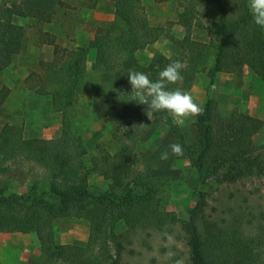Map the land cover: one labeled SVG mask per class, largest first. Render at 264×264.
<instances>
[{
    "label": "trees",
    "instance_id": "1",
    "mask_svg": "<svg viewBox=\"0 0 264 264\" xmlns=\"http://www.w3.org/2000/svg\"><path fill=\"white\" fill-rule=\"evenodd\" d=\"M113 1L115 19L100 26L93 39L76 48L60 50L61 45L54 36L44 32V39L54 43L55 57L42 62L45 77L36 80L39 83L36 92L51 95L53 110L62 116L60 137L27 138L22 126L11 123H5L0 130V232H35L45 257L43 264H122L118 255L125 243L123 240L137 237L140 230L159 225L161 221L175 219L174 213L162 205L159 193L163 188L169 189L176 177L151 175L150 171L162 163L160 156L165 148L162 145L155 150H141L140 142L150 122L143 105L129 100L132 95L118 92L116 109L109 115L118 151L110 153L103 149L91 159L90 166L84 161L87 150L80 141L76 144L75 139L79 138L71 132L69 115L78 87L90 72L87 58L93 49L96 51L93 71L101 72L135 59L138 51L160 38L175 42L180 52L174 58L161 55L148 64L134 62L132 69L148 74L155 81L169 63L180 60L186 65L181 71L183 79L168 87H179L188 93L198 74L206 71L208 95L202 114L194 123L198 140L187 143L182 128L173 124L166 112H161L164 122L180 140L183 155L196 169L198 183L216 182L220 186L264 177V150L255 141L264 121L240 110H220L217 101L209 96L211 85L223 72L241 75L249 67L264 80V28L253 22L248 0H178L181 9L177 22L185 27L182 38L163 26L153 25L141 0ZM211 5L218 7L216 34L208 42L197 40L192 35L193 28L206 27L204 19ZM18 16L51 20L50 12L40 8L26 10L18 0H3L0 3L1 69L9 65L10 51L25 43V27L14 21ZM7 92L5 88L0 102ZM24 155L47 167L49 180L45 184L34 183L26 192H14L10 189V177H1L9 173L8 162ZM140 165L144 169L140 170ZM93 172L110 181L107 190L88 187V177ZM207 197V191H198L189 219L182 220L187 232V264H264L263 212L245 218L250 227L258 225L261 218L263 224L260 223L257 235H248V227L240 229L239 219L231 224H236L233 228L213 219L208 229H204L200 215L208 205ZM66 216L82 217L90 222L89 238L84 245L55 241L53 220ZM122 222L127 228L118 232ZM96 246H101L105 254L96 252Z\"/></svg>",
    "mask_w": 264,
    "mask_h": 264
},
{
    "label": "rangeland",
    "instance_id": "2",
    "mask_svg": "<svg viewBox=\"0 0 264 264\" xmlns=\"http://www.w3.org/2000/svg\"><path fill=\"white\" fill-rule=\"evenodd\" d=\"M3 0H0V3ZM28 10L40 8L51 13L50 21L38 18L15 17L14 21L25 27V43L22 47L13 48L8 54L9 65L0 68V95L8 89L3 102H0V130L5 123H11L24 128L25 137L53 139L62 133V116L55 112L51 104V95L38 94L36 88L45 77L43 61L55 57L54 43L47 42L44 32L52 34L60 50L76 48L88 42L96 35L100 26H105L115 19V2L113 0H18ZM150 22L163 26L174 36L182 38L185 27L177 22L181 9L178 0H141ZM218 7L211 5L208 17L204 19L205 28L194 27L192 35L195 39L209 41L216 34ZM180 52V47L167 37L160 38L146 48L137 52L135 59H129L120 67L111 71H93L92 63L96 57L93 49L87 58L88 74L78 87L74 104L70 109V129L76 144L83 143L87 150L84 161L90 166L91 159L100 155L103 149L110 153L118 151V144L112 138L114 127L109 120L110 113L115 110V97L118 92L130 95L131 85L128 82V72L134 62L148 64L161 55L174 58ZM209 78L205 72L198 74L189 91L194 101L203 109L207 97ZM209 96L217 101L220 110H240L261 118L264 121V80L245 67L241 75L220 73L211 85ZM143 105V104H142ZM145 111L147 106L143 105ZM189 118L182 128L187 143H193L199 138L195 120ZM145 133L141 150L162 148L169 153V158L163 160L159 167L150 171L151 175L171 177L169 189L163 188L159 195L167 211L174 213V221L164 220L159 225H153L146 230H140L137 237L125 242L119 252L122 264H187V232L182 220L189 219V210L196 203L198 191H207L208 205L203 214L201 228L208 229L209 223L217 219L221 225L235 227V220L243 224L240 229L250 228L247 234L257 235L261 226L250 227L246 216L263 212L264 214V177L246 178L236 184L218 185L198 183L196 169L190 160L182 155L171 153L170 145L180 140L164 122L161 112H155ZM255 141L264 150V127L255 136ZM9 173L1 178L11 179V191L26 192L34 183H47L50 172L47 167L29 159L25 155L8 162ZM144 169V166H139ZM214 182V181H213ZM110 181L98 173H90L87 185L91 190H107ZM134 186V183H130ZM242 205V206H241ZM244 216V217H243ZM249 218V217H248ZM247 218V219H248ZM161 220V217H160ZM55 241L58 244L84 245L89 238L90 222L77 216L60 217L53 220ZM238 222V223H239ZM254 222L256 223L255 219ZM264 222V220H263ZM207 225L206 227L204 225ZM263 224V223H262ZM126 225L122 222L117 227L123 232ZM130 242V243H127ZM115 248L114 244H111ZM115 250V249H114ZM95 251L105 254L101 246ZM117 254V253H116ZM44 255L35 232H0V264H43Z\"/></svg>",
    "mask_w": 264,
    "mask_h": 264
},
{
    "label": "clouds",
    "instance_id": "3",
    "mask_svg": "<svg viewBox=\"0 0 264 264\" xmlns=\"http://www.w3.org/2000/svg\"><path fill=\"white\" fill-rule=\"evenodd\" d=\"M249 12L253 22L264 28V0H248ZM186 65L180 60L169 63L158 73V78L153 81L149 75L130 70L128 82L131 85V99L138 104L146 105V116L151 121L155 112H166L177 126H184L186 120L194 119L202 114L203 109L194 101L193 96L177 87L169 89V85L178 84L183 77L181 71ZM171 153L175 156L183 155V147L179 143L170 145ZM169 153H161L160 159L167 160Z\"/></svg>",
    "mask_w": 264,
    "mask_h": 264
}]
</instances>
